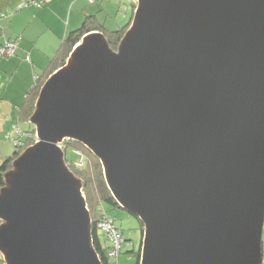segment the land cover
<instances>
[{"label": "water", "instance_id": "water-1", "mask_svg": "<svg viewBox=\"0 0 264 264\" xmlns=\"http://www.w3.org/2000/svg\"><path fill=\"white\" fill-rule=\"evenodd\" d=\"M117 50L85 34L41 88L0 190L6 264H102L64 139L144 224L140 264H262L264 0H136Z\"/></svg>", "mask_w": 264, "mask_h": 264}, {"label": "crops", "instance_id": "crops-1", "mask_svg": "<svg viewBox=\"0 0 264 264\" xmlns=\"http://www.w3.org/2000/svg\"><path fill=\"white\" fill-rule=\"evenodd\" d=\"M23 1L0 0V11L7 12L0 19V42L9 38L20 41L13 57L0 59V110L11 109L12 115L11 125L4 120L0 133L11 131L35 76L43 72L73 31L87 21H93L91 26L96 28L90 32L130 26L137 4L136 0H49L43 7L21 8ZM0 264H4L1 259Z\"/></svg>", "mask_w": 264, "mask_h": 264}, {"label": "trees", "instance_id": "trees-1", "mask_svg": "<svg viewBox=\"0 0 264 264\" xmlns=\"http://www.w3.org/2000/svg\"><path fill=\"white\" fill-rule=\"evenodd\" d=\"M46 4V3H45ZM43 4V5H45ZM43 5L41 7H43ZM26 7V6H24ZM31 7V6H28ZM33 7V6H32ZM22 8V7H21ZM17 10V8H15ZM7 12L0 11V19L6 16ZM90 22H85L82 27L73 31L69 37L65 39V41L61 44L55 56L52 57L49 64L43 70L41 74H37L35 76V80L31 88L28 90L25 99L22 105H19L18 117L10 131L15 138V147L17 150L14 154L8 158H6L0 164V190L5 186L6 175L13 168L14 160L18 158V156L28 147L33 145L36 142V126L31 122V117L34 111L37 108V100L39 98V94L42 86L45 81L49 78L51 74H53L58 69L62 68L66 65L70 54L72 53L74 47L81 42L83 36L89 33L96 28L91 26ZM129 28V25L118 28L113 31L104 32V35L109 43V46L113 50H117L121 39L123 38L125 32ZM2 28L0 24V38L2 36ZM14 40L18 42V46L13 54L11 55H0V59L13 57L19 48V39L18 38H9L0 42V47L4 46L6 42ZM29 59V58H27ZM22 123L26 124V127L22 125ZM33 124V127L31 126ZM7 132L6 139L9 140L11 133ZM11 135V136H12ZM63 150L65 151V159L66 164L69 169L80 178L82 182V190L86 198L87 206L91 214L92 219V241L95 250L98 253L99 258L101 259L102 264H121L119 261L120 255L122 254L123 246L125 244V239L123 237V230L116 225V221L114 217L110 214L109 210L105 209L104 204L108 203L115 208L123 209L113 197L111 190L109 189L106 178L104 175L103 165L101 160L82 142L74 140V139H64L62 141ZM72 151L77 155V159L68 161L67 153ZM70 163V164H69ZM131 213V212H129ZM135 217L139 219L137 215L131 213ZM111 218L114 224L121 230L123 242L120 248L117 251V254L114 255L113 251L115 250V246L109 234H107L106 230H103L101 225L107 219ZM142 226V239H143V222L139 219ZM0 220V224H1ZM142 239L141 245L137 253L136 264H140L141 261V253H142ZM263 262L264 264V243H263ZM1 261L6 264L4 260V255L1 253ZM132 255L129 254V257Z\"/></svg>", "mask_w": 264, "mask_h": 264}, {"label": "rangeland", "instance_id": "rangeland-1", "mask_svg": "<svg viewBox=\"0 0 264 264\" xmlns=\"http://www.w3.org/2000/svg\"><path fill=\"white\" fill-rule=\"evenodd\" d=\"M13 2V0H12ZM21 5V4H20ZM19 5V6H20ZM120 17V22H122L124 25L126 23L125 19ZM121 26V25H119ZM11 109L8 111L5 108L3 110H0V129L2 128V123L4 120H6L10 125L12 122V115L9 113ZM24 127H26L25 123H22ZM33 127V124L31 125ZM12 131V130H11ZM0 133V164L8 157L12 156L14 152L17 150L15 147V143L12 142V140L6 139V135L8 134L5 131H1ZM10 132V131H9ZM12 135V133H11ZM10 135V137H12ZM9 137V136H8ZM67 159L68 161L76 160L77 155L74 154L72 151H69L67 153ZM66 161V159H65ZM70 164V163H69ZM105 209L109 210L110 214L114 217L116 221V225L120 227L123 230V237L125 239V244L123 246L122 254L120 255L119 261L121 264H136V257H137V251L140 248L141 245V239H142V226L141 222L137 217L126 211L125 209L121 208H115L112 205L105 203L104 204ZM144 227V224H143ZM144 233V231H143ZM263 243H264V230H263ZM2 253V252H1ZM3 254V253H2ZM129 254L132 256L129 257ZM0 256H2L0 254Z\"/></svg>", "mask_w": 264, "mask_h": 264}, {"label": "built area", "instance_id": "built-area-1", "mask_svg": "<svg viewBox=\"0 0 264 264\" xmlns=\"http://www.w3.org/2000/svg\"><path fill=\"white\" fill-rule=\"evenodd\" d=\"M49 0H25L21 3L20 7H28V6H35V7H41L43 4L47 3ZM94 1V0H90ZM18 46V42L14 40H10L5 43L4 46L0 47V55H11L14 53ZM10 137V136H9ZM13 141H15L14 136L10 137ZM103 230H106L107 234L111 237V240L114 243L115 250L113 251V254L116 255L118 249L120 248L123 237L121 230L118 229V227L114 224L111 218H107L101 225Z\"/></svg>", "mask_w": 264, "mask_h": 264}, {"label": "clouds", "instance_id": "clouds-1", "mask_svg": "<svg viewBox=\"0 0 264 264\" xmlns=\"http://www.w3.org/2000/svg\"><path fill=\"white\" fill-rule=\"evenodd\" d=\"M9 140H11V139L9 138ZM36 141H37V138H36ZM61 146H62V144H61ZM62 148H63V146H62Z\"/></svg>", "mask_w": 264, "mask_h": 264}, {"label": "bare ground", "instance_id": "bare-ground-1", "mask_svg": "<svg viewBox=\"0 0 264 264\" xmlns=\"http://www.w3.org/2000/svg\"><path fill=\"white\" fill-rule=\"evenodd\" d=\"M94 32H100V31H94ZM101 33H103V32H101ZM104 34V33H103Z\"/></svg>", "mask_w": 264, "mask_h": 264}]
</instances>
